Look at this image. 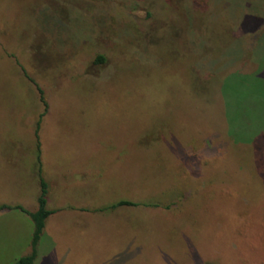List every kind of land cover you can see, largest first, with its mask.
I'll return each instance as SVG.
<instances>
[{"label": "rangeland", "instance_id": "obj_1", "mask_svg": "<svg viewBox=\"0 0 264 264\" xmlns=\"http://www.w3.org/2000/svg\"><path fill=\"white\" fill-rule=\"evenodd\" d=\"M38 121L36 264H264V0H0V205L37 208Z\"/></svg>", "mask_w": 264, "mask_h": 264}, {"label": "trees", "instance_id": "obj_2", "mask_svg": "<svg viewBox=\"0 0 264 264\" xmlns=\"http://www.w3.org/2000/svg\"><path fill=\"white\" fill-rule=\"evenodd\" d=\"M104 60V57L102 55H97L95 58V63H102ZM37 90L39 92V98L43 102V93L42 90L37 86ZM38 129H39V121L37 122L36 128H35V136H36V151H37V178H38V185H39V195L37 197V208L34 211H28L25 208H23L21 205H7V204H1L0 209H6V208H15L23 211L26 213L30 219L33 222V232L30 240V252L26 255H23L15 260L13 264H32L34 260L37 257V246L38 242L41 238V235L43 233L45 222L47 217L52 213L50 209L46 207L47 203V183L41 176V166H40V160H39V154H40V142L38 139ZM134 203L129 201H118L115 204H112L111 207L120 206V205H133Z\"/></svg>", "mask_w": 264, "mask_h": 264}, {"label": "crops", "instance_id": "obj_3", "mask_svg": "<svg viewBox=\"0 0 264 264\" xmlns=\"http://www.w3.org/2000/svg\"><path fill=\"white\" fill-rule=\"evenodd\" d=\"M1 210H3L2 212H1ZM0 210V215L2 214V215H6L5 213H11L10 211H11V208H6V209H1ZM50 216V215H49ZM48 218V217H47ZM46 223V222H45ZM41 239V238H40ZM39 242H38V246H37V257H36V259L34 260V262L32 263V264H36L38 261H39ZM38 260V261H37Z\"/></svg>", "mask_w": 264, "mask_h": 264}]
</instances>
